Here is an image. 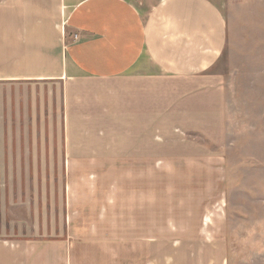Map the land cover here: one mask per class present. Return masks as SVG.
<instances>
[{"label":"rangeland","instance_id":"374dc122","mask_svg":"<svg viewBox=\"0 0 264 264\" xmlns=\"http://www.w3.org/2000/svg\"><path fill=\"white\" fill-rule=\"evenodd\" d=\"M224 11L221 107L192 103L153 173L67 164L60 86L0 82V242L26 241L28 264H264V0Z\"/></svg>","mask_w":264,"mask_h":264},{"label":"crops","instance_id":"0c3cea01","mask_svg":"<svg viewBox=\"0 0 264 264\" xmlns=\"http://www.w3.org/2000/svg\"><path fill=\"white\" fill-rule=\"evenodd\" d=\"M52 2L0 0V82L60 86L67 164L153 173L160 139L192 129V103L221 107L210 71L227 46L225 0ZM54 7L60 22L48 25ZM0 264H28L26 241L0 242Z\"/></svg>","mask_w":264,"mask_h":264},{"label":"built area","instance_id":"2783aa9c","mask_svg":"<svg viewBox=\"0 0 264 264\" xmlns=\"http://www.w3.org/2000/svg\"><path fill=\"white\" fill-rule=\"evenodd\" d=\"M75 39L77 40V36L75 37Z\"/></svg>","mask_w":264,"mask_h":264}]
</instances>
